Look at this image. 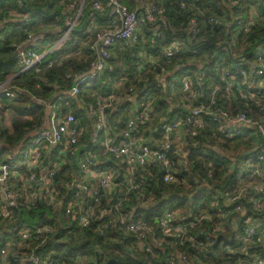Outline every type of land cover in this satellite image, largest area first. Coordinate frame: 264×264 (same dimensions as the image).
<instances>
[{"label":"clouds","instance_id":"9594fccd","mask_svg":"<svg viewBox=\"0 0 264 264\" xmlns=\"http://www.w3.org/2000/svg\"><path fill=\"white\" fill-rule=\"evenodd\" d=\"M0 49V264H264V0H0Z\"/></svg>","mask_w":264,"mask_h":264},{"label":"trees","instance_id":"16d2710c","mask_svg":"<svg viewBox=\"0 0 264 264\" xmlns=\"http://www.w3.org/2000/svg\"><path fill=\"white\" fill-rule=\"evenodd\" d=\"M0 51H4V50L0 49ZM13 65H14V62H13ZM13 65H9V67H11ZM7 70L8 69L6 68L5 71H7ZM212 255H213V259L216 261V264H221L219 256H218V254L215 251H213Z\"/></svg>","mask_w":264,"mask_h":264},{"label":"built area","instance_id":"2783aa9c","mask_svg":"<svg viewBox=\"0 0 264 264\" xmlns=\"http://www.w3.org/2000/svg\"><path fill=\"white\" fill-rule=\"evenodd\" d=\"M45 251H47V250H45ZM69 259H73L72 257H69Z\"/></svg>","mask_w":264,"mask_h":264}]
</instances>
